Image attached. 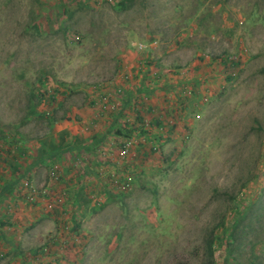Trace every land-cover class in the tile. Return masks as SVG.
<instances>
[{
    "label": "rangeland",
    "instance_id": "1",
    "mask_svg": "<svg viewBox=\"0 0 264 264\" xmlns=\"http://www.w3.org/2000/svg\"><path fill=\"white\" fill-rule=\"evenodd\" d=\"M13 165L0 264H264V0H0Z\"/></svg>",
    "mask_w": 264,
    "mask_h": 264
},
{
    "label": "crops",
    "instance_id": "2",
    "mask_svg": "<svg viewBox=\"0 0 264 264\" xmlns=\"http://www.w3.org/2000/svg\"><path fill=\"white\" fill-rule=\"evenodd\" d=\"M198 69H194V72L195 71H197ZM128 72L129 73H133L134 71H133V69L131 68L130 70H128ZM190 72V71H189ZM189 72L187 73V75L186 76H189L190 74H189ZM119 79H120V77H119ZM135 79V78H134ZM118 80V79H117ZM119 81V80H118ZM121 81V80H120ZM119 81V82H120ZM122 82V81H121ZM136 82L134 81V83L131 81V80H129V81H127V82H125L124 84H122V86H126V87H123V90H124V96H125V98L124 99H126V104H128L130 101H132V96H134V94H136L135 92L132 94L129 90H131L130 88H132V86L130 87H128V85L129 84H135ZM116 84H119V85H116ZM119 86H121V83H118L117 81H115V83H114V85H112V87H113V89H118L119 88ZM118 92L120 91L119 89L117 90ZM139 91L137 90V93H138ZM131 94V95H130ZM103 98V97H102ZM101 100V98L100 97H98L97 96V98L96 97H91V99L88 101V103H87V105L84 107V108H82V109H79V110H77L76 109V107L75 108H73V140H75V138H78L76 135H75V133H74V129L76 128V129H79L80 128V126H82V127H84L83 125L84 124H86L87 126H89V127H93V126H95L96 125V123H97V115H99V113L98 112H95V107H97V105H98V103H99V101ZM151 107H152V109L154 108V110L155 109H160V108H165V103H162L161 101H158V100H154V99H151ZM148 110V109H147ZM85 111H87V112H85ZM75 116H77V117H75ZM117 119V118H116ZM115 118H113L112 120H111V123H114V122H117V120H116ZM78 120H81V122H77ZM84 122V123H83ZM161 123H160V121L159 120H157V119H151L149 122H148V125L149 126H151V127H158L159 125H160ZM104 135H106V134H104ZM103 135V136H104ZM75 136V137H74ZM95 136V133H93L92 135H86V137H83L84 139L83 140H85L86 141V143H88V141L89 140H91V139H93V137ZM102 136V137H103ZM96 140V139H95ZM92 141H94V140H92ZM91 142V141H90ZM79 144L78 142H73V144H75V146H78L77 144ZM85 143V144H86ZM80 145V144H79ZM74 146V145H73ZM83 146V144L81 145V146H79V147H82ZM78 147V148H79ZM84 147L86 148L87 147V145H84ZM38 150H39V152H41V149H40V147L38 148ZM24 152L25 151H22L21 152V154L22 155H24ZM5 168V167H4ZM13 168L16 170L15 172H14V175L12 176V178L10 177V179H6L5 180V182L2 184V185H0L1 187H0V206L1 207H3V209H0V216H3V215H6L7 214V212H10L11 211V207L12 208H15V209H17L16 208V206H17V204H15L14 203V200L12 199L11 200V196L13 195V193H14V187L16 186V184L20 181L19 180V178H20V173H21V176H23L24 174H26V173H28V172H30V170L28 169V168H26V169H23V171L22 172H20L19 170H17V167H15L14 165H13ZM29 174V173H28ZM15 175H18L19 177H16ZM0 178H1V176H0ZM35 182V181H34ZM14 211V210H13ZM15 212V211H14ZM10 214V213H9ZM6 218H8L7 216H5ZM1 226V225H0ZM3 226V225H2Z\"/></svg>",
    "mask_w": 264,
    "mask_h": 264
},
{
    "label": "built area",
    "instance_id": "3",
    "mask_svg": "<svg viewBox=\"0 0 264 264\" xmlns=\"http://www.w3.org/2000/svg\"><path fill=\"white\" fill-rule=\"evenodd\" d=\"M129 145H124V146H122V148H121V150H120V152H119V156H121V157H123V156H126V154L129 152ZM111 182L113 183V181L111 180ZM24 184V183H23ZM114 187H118L117 188V190L120 192L121 190H125V184L122 182V181H119V179L118 180H115L114 181ZM25 186H26V184H24ZM31 193H32V195H31ZM31 193H30V195L31 196H34L35 194H37L38 196H34V199L35 198H39V193H36V192H34V191H31ZM33 198V197H32ZM30 200H31V198H30Z\"/></svg>",
    "mask_w": 264,
    "mask_h": 264
},
{
    "label": "trees",
    "instance_id": "4",
    "mask_svg": "<svg viewBox=\"0 0 264 264\" xmlns=\"http://www.w3.org/2000/svg\"><path fill=\"white\" fill-rule=\"evenodd\" d=\"M130 2H131V0H130ZM129 6H130V3H128V1H122L119 3V9L120 10H127L129 8ZM139 92H143V90L139 91ZM49 157L51 158V157H53V155L51 154Z\"/></svg>",
    "mask_w": 264,
    "mask_h": 264
}]
</instances>
